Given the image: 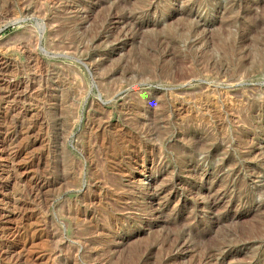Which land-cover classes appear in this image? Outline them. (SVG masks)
<instances>
[{"label": "rangeland", "instance_id": "1", "mask_svg": "<svg viewBox=\"0 0 264 264\" xmlns=\"http://www.w3.org/2000/svg\"><path fill=\"white\" fill-rule=\"evenodd\" d=\"M263 11L0 0V264H264Z\"/></svg>", "mask_w": 264, "mask_h": 264}, {"label": "bare ground", "instance_id": "2", "mask_svg": "<svg viewBox=\"0 0 264 264\" xmlns=\"http://www.w3.org/2000/svg\"><path fill=\"white\" fill-rule=\"evenodd\" d=\"M38 4V3H37ZM43 6V5H42ZM36 10V9H35ZM228 14H230V13H228ZM241 14V13H240ZM37 15V14H36ZM232 15V14H231ZM229 16L230 17V19H229V21H228V24L229 25H231L232 23H235L236 24V30H237V32L239 33V35L240 36H242V30H243V22H242V17L241 16H237V15H232V16ZM252 17H253V15H252ZM254 20H253V22H252V24H254V25H257V24H259V23H264V11L262 12V14L261 15H256V17L255 18H253ZM259 37V36H258ZM255 44V43H254ZM228 48H230V44L228 43ZM260 46L261 45H259V44H255V47H254V49H253V54L254 55H258V56H260L259 55V50H260ZM252 54V55H253ZM258 61H260V57H259V59H258ZM242 64H243V62L241 61L240 62V67H238L237 68V70H236V72L233 74V75H237L238 77H242V76H246L247 74H249V73H251L250 71H248V70H246L245 72H244V70L242 69ZM256 67H258V65H254L253 64V67L251 68L252 70L253 69H255ZM231 72V71H230ZM229 72V73H230ZM233 72V71H232ZM228 73V74H229ZM248 76V75H247ZM251 108H252V106H250ZM214 252V251H213Z\"/></svg>", "mask_w": 264, "mask_h": 264}]
</instances>
